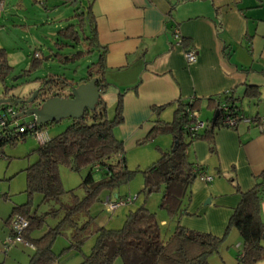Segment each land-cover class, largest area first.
<instances>
[{
  "label": "crops",
  "instance_id": "obj_1",
  "mask_svg": "<svg viewBox=\"0 0 264 264\" xmlns=\"http://www.w3.org/2000/svg\"><path fill=\"white\" fill-rule=\"evenodd\" d=\"M2 1L0 27L4 29L0 34L13 30L16 35L28 24L18 13L25 3L10 0L14 4L7 6V1ZM32 1L44 7L46 14L59 3ZM66 3L88 13L95 25V51L103 56L105 93L109 90L114 95L115 107L122 95L123 121L118 126L121 139L147 136L155 120L170 123L178 103L188 104L194 99L193 111L199 115L204 107L213 113L212 120L216 108L213 100L227 93L240 114L253 121L237 124L236 128L216 127L210 141H195L186 152L190 163L203 166L205 173L214 170V179L222 177L230 183L222 186L218 182L203 192L204 196L211 195L209 204L214 209L208 226H195L221 237L240 202V193L254 189L264 173V126L260 131L256 121L264 118V0H63ZM175 29L183 39L181 46L173 43ZM0 49L5 50L6 62L13 71L16 61L1 40ZM185 50L196 54L192 65L185 61ZM33 53L39 52L34 48ZM86 79L72 85L77 87ZM251 87L254 94L247 96ZM101 99L106 105L105 98ZM245 103L251 106L246 111ZM161 107V111H153ZM261 199L259 218L264 223V187ZM107 201L112 202L109 196ZM16 216L27 220L14 214L7 222L6 239L14 235L11 223ZM31 246L33 249L23 247L32 250L33 255L35 248Z\"/></svg>",
  "mask_w": 264,
  "mask_h": 264
},
{
  "label": "trees",
  "instance_id": "obj_2",
  "mask_svg": "<svg viewBox=\"0 0 264 264\" xmlns=\"http://www.w3.org/2000/svg\"><path fill=\"white\" fill-rule=\"evenodd\" d=\"M77 11L78 8L76 9ZM82 24H86L89 31V47L95 50L96 30L88 13L78 12ZM72 28V25L68 26ZM73 40H75L73 38ZM77 55L74 56L77 57ZM5 50L0 49V81L4 82L5 76L11 70L6 62ZM103 56H98L95 64L88 67L86 82L92 79L100 80L101 96L106 92L107 85L102 78ZM71 83L50 78L43 81L35 101L40 102L51 98L71 97ZM7 90L4 91L6 94ZM254 94V88H249L247 96ZM122 95H119L114 116L111 120L107 117L106 105L100 97L94 110L86 111L78 120H70L71 124L57 136L50 139L45 145L38 147L37 160L25 169L26 188L28 198L38 194L41 202L59 201L63 194L62 183L58 173L59 166H65L71 171L81 172L86 170L80 187L85 192L82 200H76L71 206H62L64 217L60 224L51 228L42 237L33 239L31 233L41 227L42 219L31 215L29 203L12 208V215L19 214L28 221V227L23 231V238L35 248L34 254L29 257L28 264H52L55 255L52 244L65 227L71 230L69 248L81 250L86 240L95 236V244L89 254L83 255L80 264H113L120 258L123 264H209L208 258L215 253L224 242L225 235L213 236L209 233L195 232L177 224L172 235L161 240L160 223L154 213L144 206L125 216L124 225L118 230H109L98 227L93 217L89 214L90 205L98 195L105 191H112L118 185L128 182L133 173L125 167L123 142L114 135V129L119 126L122 118ZM225 99V100H224ZM212 102V99H209ZM218 112L214 122L209 120L203 131L191 134L186 130V125L191 122L185 113L186 109L193 111L196 108L195 99L188 103H178L173 120L165 123L154 121L153 127L147 138L158 134H170L173 143L170 150L161 153L159 159L147 168L144 174V193L161 191L160 208L166 210L170 216L186 213L182 210V201L188 195L190 186L197 173L204 171V167L194 165L187 160L189 146L198 140L213 138L214 128L221 127L223 112L219 109L228 105L229 115L236 119L245 118L235 105L231 96L222 95L213 100ZM24 103V102H23ZM25 104V103H24ZM161 108H154L159 112ZM45 126H37L42 130ZM29 134H15L9 130L0 136V157L3 155L2 147L6 144L13 145L19 139H24ZM93 172L102 173L98 181L93 179ZM260 183L255 188L240 193V202L233 209L228 220L227 228L233 227L241 236L242 253L237 261L240 264H257L264 260V223L260 221L261 192L264 187V173L260 176ZM48 214L54 215L55 211ZM83 217L79 224L77 218ZM9 218V220H10ZM8 222V221H6Z\"/></svg>",
  "mask_w": 264,
  "mask_h": 264
},
{
  "label": "rangeland",
  "instance_id": "obj_3",
  "mask_svg": "<svg viewBox=\"0 0 264 264\" xmlns=\"http://www.w3.org/2000/svg\"><path fill=\"white\" fill-rule=\"evenodd\" d=\"M7 1L14 4L18 0ZM25 5L19 10L20 16L27 20L23 31L13 33V30L1 32L0 40L5 43L12 54V60L16 61L13 71H9L5 76L4 82L0 81V97L13 99L17 101H28L34 92L39 88L43 81H49L50 78L65 80L71 84H77L81 79H85L88 73V67L95 64L98 60V54L92 47H89V31L86 24L80 22L78 12L71 4H63V0H58L57 7H50L49 13L44 12V7L32 0H23ZM39 1V0H38ZM52 1L49 0L48 4ZM42 4L46 0L39 1ZM81 2L77 5L79 8ZM6 6V7H7ZM1 22V21H0ZM72 25V28L67 29ZM4 28L0 27V30ZM11 31V32H10ZM10 35V36H9ZM14 44L11 45V40ZM73 38L75 40H73ZM15 46L20 50H16ZM11 48H14L13 52ZM34 48L40 55V59L35 60ZM77 57L74 58L75 55ZM7 90L6 94L4 91ZM109 90L102 96L106 101L107 117L111 120L114 116L115 105L112 103L114 95H110ZM37 101L33 103L35 106ZM32 105V104H31ZM250 106V105H249ZM244 104L245 111L250 107ZM213 113L204 107L200 109L198 120L207 122L211 120ZM33 117L23 115L18 119L20 124H29ZM243 122H240L241 124ZM70 120H63L59 123L46 125L42 132L53 138L62 133L69 125ZM114 129L115 137L120 138L121 131ZM123 142L125 168L133 173L131 179L118 185L112 191L101 192L97 199L90 205L89 214L93 217L98 227H104L109 230H118L123 227L125 216L129 212H134L139 207L144 206L151 213H154L158 223H160L161 240L168 239L177 224L188 230L201 232V229H195V226H208L210 216L213 211V205H210L211 195L204 196L203 192L210 191L215 183L230 185L229 181L222 177H214L216 173L207 171L209 177H212V184H206L199 178H196L190 186V197L188 195L182 201V210L186 213L182 215L170 216L168 212L160 208L161 191H153L149 194L142 191L144 187L143 172L155 163L161 153L170 150L173 137L170 134H158L155 137L147 138L146 135L135 140L134 137H126ZM38 140L33 135H28L24 139H19L15 144H6L2 147L3 156L0 157V264H28V257L32 250L20 245H13L5 248L3 240L6 239L9 227L6 221L12 215V208L29 203L31 215L42 219L41 227L31 233V238H40L51 228L60 224L64 217L62 206H71L76 200H82L85 192L80 187L82 178L87 171L82 170L77 173L71 171L65 166L58 167L59 177L62 183L63 194L59 201L41 202L38 194H33L28 198L25 193L26 173L25 169L32 165L37 158ZM191 160V159H189ZM93 179L98 181L102 178V173L93 172ZM110 198L112 202L131 199V203L119 207L114 213L106 209V199ZM117 196V197H115ZM55 211L54 215L48 214ZM206 211V212H205ZM83 217L77 218L79 224L83 223ZM164 221V224L162 223ZM193 227V228H190ZM224 227L221 236L225 235L224 242L217 251L209 256V264H240L237 257L242 253L241 236L236 229L230 227L226 230ZM62 233L55 237L52 244V251L55 255L52 264H76L82 261L83 255L89 254L95 244V236L89 237L81 246V250L69 248L71 230L67 227ZM213 236H217L212 233ZM240 246H237V245ZM264 246V240L262 241ZM80 263V262H79ZM113 264H123L120 258H116ZM257 264H264V260Z\"/></svg>",
  "mask_w": 264,
  "mask_h": 264
},
{
  "label": "built area",
  "instance_id": "obj_4",
  "mask_svg": "<svg viewBox=\"0 0 264 264\" xmlns=\"http://www.w3.org/2000/svg\"><path fill=\"white\" fill-rule=\"evenodd\" d=\"M4 10V2L0 0V15L3 13ZM178 29H175L172 33V40L173 43L176 46H181L183 39L181 38V35ZM35 58L40 59L39 54L34 55ZM184 58L186 63L189 65H192L196 61V54L192 50H185L184 51ZM228 106V105H227ZM226 105H222L220 107V111L223 112L222 119H221V127L224 128H236L237 124L240 122H246V123H253L252 120L242 118V119H236L233 118L231 115H229V110ZM25 109H15L11 106L10 102L6 104L0 105V136L3 135L5 132H8L9 130H13L15 134H24L28 133L29 135H33L37 138L39 144L37 147L45 146L51 139L47 134H44L42 130L36 129L37 125L35 120L33 119L32 122H29V124H20L18 119L21 118L20 116ZM185 113L187 114L188 118L191 120L189 124L186 125V130L190 132L192 135L200 133L203 131L206 127V122H202L198 120V113L195 111H191L189 108L186 109ZM257 123L259 124L258 128L260 131H262V125L264 126V118L257 119ZM257 124V125H258ZM261 125V126H260ZM197 178H199L204 183H211L212 177H209L204 171L199 172L196 174ZM132 201L131 199L127 200H120V201H114L105 203L106 209L110 213H113L121 206H126L130 204ZM12 231H13V237L7 238L5 241V246L7 248L16 245L21 244L22 246L32 248V246L25 242L23 239V231L28 227V222L23 220L21 217L16 216L11 223ZM33 249V248H32Z\"/></svg>",
  "mask_w": 264,
  "mask_h": 264
},
{
  "label": "water",
  "instance_id": "obj_5",
  "mask_svg": "<svg viewBox=\"0 0 264 264\" xmlns=\"http://www.w3.org/2000/svg\"><path fill=\"white\" fill-rule=\"evenodd\" d=\"M100 80L92 79L89 82L79 84L71 88V97L51 98L40 102L37 107H31L36 100L38 91H35L32 97L24 102L18 101L17 104L27 106V109L20 115H30L39 126H46L52 123H59L63 120H78L83 117L86 111L94 110L101 97ZM10 100H0V105L9 103ZM23 108V106H22ZM218 112H215L212 122L217 118Z\"/></svg>",
  "mask_w": 264,
  "mask_h": 264
},
{
  "label": "flooded vegetation",
  "instance_id": "obj_6",
  "mask_svg": "<svg viewBox=\"0 0 264 264\" xmlns=\"http://www.w3.org/2000/svg\"><path fill=\"white\" fill-rule=\"evenodd\" d=\"M10 100V104H11V106L13 107V108H15V109H21L22 108V106H23V108L22 109H27V106L25 105H23V104H21V105H19V104H17V102L15 101V100H13V99H9ZM21 102H23V101H21ZM38 105L36 104L35 106L32 104L31 105V107H37Z\"/></svg>",
  "mask_w": 264,
  "mask_h": 264
}]
</instances>
